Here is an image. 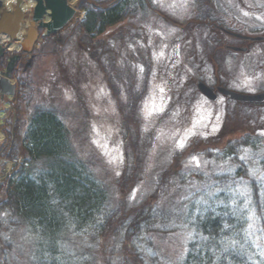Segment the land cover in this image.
<instances>
[{"label": "rangeland", "instance_id": "obj_1", "mask_svg": "<svg viewBox=\"0 0 264 264\" xmlns=\"http://www.w3.org/2000/svg\"><path fill=\"white\" fill-rule=\"evenodd\" d=\"M93 1L69 0L72 6L79 4L76 17L57 38L38 41L36 56L24 73L26 89L21 84L13 97H0V139L4 138L5 148L9 146V126L11 131L19 126L25 130L35 108L56 109L72 134L78 156L104 184L112 206L121 209L120 222L146 202L183 209L197 193L216 183L212 176L235 169L229 161L213 164L204 145L210 142L216 147L213 144L221 140L223 129H229L225 123L244 119L245 114L226 108L222 99L212 103L199 93L195 77L205 71L188 56L194 53L197 36L182 26L190 19L188 2L186 6L183 0L142 4L129 0L122 27L112 26L102 36L92 37L82 35L78 24L89 3L99 4ZM14 44L20 48L19 42ZM30 86L33 96L25 95ZM262 139L256 159L264 156ZM249 158L243 156L246 162ZM8 161L9 165L1 164L0 189L6 182L4 171L16 165ZM173 165V173H168ZM158 232L151 236L162 264H180L189 231L179 227L174 233ZM254 233L264 254V239L256 225ZM3 237L13 245L0 254V264H32L37 244L28 228L6 229ZM75 243L79 252L89 251L87 264L122 262L117 258L124 251L113 235L101 242Z\"/></svg>", "mask_w": 264, "mask_h": 264}, {"label": "trees", "instance_id": "obj_2", "mask_svg": "<svg viewBox=\"0 0 264 264\" xmlns=\"http://www.w3.org/2000/svg\"><path fill=\"white\" fill-rule=\"evenodd\" d=\"M105 2L88 4L78 24L82 35L102 36L127 19L129 0ZM21 84L26 89L24 77ZM29 93L33 96L31 86L25 95ZM60 113L35 108L26 129L11 131L9 126L11 144L0 147L3 157L16 161L0 189V254L13 245L3 237L4 230L26 227L37 244L32 264H87L89 251L79 252L75 241L101 242L110 235L122 245L120 264H162L151 235L183 227L190 234L180 264H264L254 233L256 225L264 239V156L256 159L259 147L252 133L224 147L204 148L214 164L229 161L235 169L212 176L216 183L197 193L185 208L169 210L146 202L122 223L121 209L112 206L104 184L78 156ZM245 154L250 155L247 162ZM173 171L174 165L167 172Z\"/></svg>", "mask_w": 264, "mask_h": 264}, {"label": "flooded vegetation", "instance_id": "obj_3", "mask_svg": "<svg viewBox=\"0 0 264 264\" xmlns=\"http://www.w3.org/2000/svg\"><path fill=\"white\" fill-rule=\"evenodd\" d=\"M85 1L78 0L79 3ZM2 2L0 15L5 10L14 11L17 7L16 0H11L10 7L6 0ZM187 2L190 19L185 20L186 25L182 23V26L197 36L194 53H188V56L193 58L194 63L200 64L199 70L205 71L197 74L196 83L199 80L204 81L218 93L217 99L209 100L210 102L218 103L216 101L222 99V105L226 108H235L242 115H246L244 119L240 116L233 123L230 121L229 124L225 123L229 129L227 131L223 129L220 135L221 140L213 145L232 143L235 138L246 133L254 134L256 136L254 139L257 141L263 140L264 0H183V5L187 6ZM35 6L36 0H22L25 22L21 29L27 31L31 26ZM77 6L79 10V4ZM168 20L175 23L170 18ZM36 27L41 34L46 32V28H40L38 25ZM61 31L54 35H58ZM7 45L9 46V43ZM6 53L0 56V65L2 61H5L7 66V62L12 58L9 53ZM18 53L20 54L19 62L12 72V78L16 72L17 88L20 87V78L27 71L25 65L30 56L26 54L28 56L24 61L22 57L25 54ZM220 88L241 94L259 95L260 99L243 101L228 93H220ZM209 145H211L210 142H205L204 147Z\"/></svg>", "mask_w": 264, "mask_h": 264}, {"label": "water", "instance_id": "obj_4", "mask_svg": "<svg viewBox=\"0 0 264 264\" xmlns=\"http://www.w3.org/2000/svg\"><path fill=\"white\" fill-rule=\"evenodd\" d=\"M37 6L35 8V14L32 21V26L29 28L28 32L24 34V40L21 42V46L24 52L31 53L37 41L39 40L40 32L36 28V24L39 27H46L47 31L43 34L44 36L51 35L52 33L57 32L62 27H64L75 15L76 9L69 5L68 0H36ZM119 0H115L118 2ZM22 0H17V8L14 12L6 11L0 17V35H4L7 39L18 40L19 34L21 31L22 23H24V13L21 9ZM2 2L0 1V7ZM50 10V12L48 11ZM47 13L50 17L48 20H44V14ZM1 40V39H0ZM5 48L3 44H0V56H4ZM11 54L12 51L9 50ZM20 55L15 54L14 57L8 62L7 70L2 71L3 74L2 80L9 85V88L5 85H2L0 81V87L2 93H7L15 95V86L9 84V78L11 77V72L15 68V63L19 59ZM31 57L26 64L25 69H27L32 64ZM198 87L200 91L210 99H216L217 94L212 88H210L203 81L198 82ZM222 93H228L232 97L243 101H258L260 99L259 95L252 94H241L233 92L224 88H220Z\"/></svg>", "mask_w": 264, "mask_h": 264}, {"label": "bare ground", "instance_id": "obj_5", "mask_svg": "<svg viewBox=\"0 0 264 264\" xmlns=\"http://www.w3.org/2000/svg\"><path fill=\"white\" fill-rule=\"evenodd\" d=\"M10 2H11V0H6V3H7L8 5L10 4ZM32 4H33V3H32ZM0 39H2L3 41H5V40H7V37L4 36V35H1V36H0ZM10 48L13 49V50H16V49H18L19 47H18V46H15V44H12V45L10 46ZM13 170H14V169H9V170H7L6 172H4V174L6 173V177H7L10 173H12Z\"/></svg>", "mask_w": 264, "mask_h": 264}, {"label": "snow or ice", "instance_id": "obj_6", "mask_svg": "<svg viewBox=\"0 0 264 264\" xmlns=\"http://www.w3.org/2000/svg\"><path fill=\"white\" fill-rule=\"evenodd\" d=\"M245 14H247V13H245ZM141 70H142V69H141ZM178 146H181V147H182L183 145H178ZM193 160H197V158L194 157Z\"/></svg>", "mask_w": 264, "mask_h": 264}]
</instances>
